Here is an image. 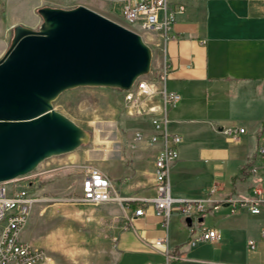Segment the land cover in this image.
I'll return each instance as SVG.
<instances>
[{"label": "crops", "instance_id": "1", "mask_svg": "<svg viewBox=\"0 0 264 264\" xmlns=\"http://www.w3.org/2000/svg\"><path fill=\"white\" fill-rule=\"evenodd\" d=\"M172 1L186 7L185 13L178 16L174 28L175 39L165 46L154 35L148 34L146 38V43L153 51V57H157L155 69L159 70L164 66L165 60L167 62L168 91L178 93L182 97L177 106L172 108L171 114L167 113L170 120L168 127L171 132L182 137L179 151L184 155L185 138H189L191 132L200 129V125H207V130L215 138L204 139L199 159L210 165L201 168L203 172L201 183L192 188L191 192L195 196L194 199L212 198L216 202L212 207L219 205L228 208L231 201L251 193L253 179L245 175L243 169L256 159L258 141L264 128V6L259 5V2L264 3V0ZM6 2L9 8L6 29L9 32L16 26L33 30L39 28L40 18L33 14L32 0ZM79 5L89 7L122 23L123 0H56L44 6L71 9ZM213 16L218 18L216 25L212 23ZM198 109L215 112H210L209 118L196 119L194 115ZM139 124L142 125L141 127L138 125L139 129L146 130L148 134L152 132L148 121H140ZM227 127L243 130L238 141L226 139L222 130ZM135 147L138 153L131 161L130 167H121V171H116L112 164H106L104 170L100 169L112 181L122 197L153 198L154 161L161 144L142 142L133 145V148ZM179 164H176V167ZM213 189L217 192L211 193ZM123 205L110 203L104 204L105 207L100 209L88 208L90 217L94 216L100 218L98 220L110 223L114 220L119 222L121 228L116 230L117 237L114 239L117 242L120 260L124 253H144L147 248L142 242V237H147V234L142 231L160 226V220L156 217L154 208L150 206L147 209V216L133 220L130 224L132 229L125 228L126 216H133L140 203H132L129 208L126 204ZM85 209L81 208V211ZM115 209H120L121 217L112 215ZM231 214L230 210H223L216 219L218 223L216 226H204V215L198 216L197 221L203 219L199 222L201 227L218 231L220 239L212 243L219 244L224 239L230 243L239 239L242 233L245 254L244 250L236 248V259L241 261V264H264V240L261 238V232L264 231V204L260 215L248 212ZM182 219L185 226L190 228L186 218ZM160 236L162 234L150 235L149 238L154 244L156 239L164 238ZM25 237L23 233L24 240ZM250 240L256 242L255 249L249 247ZM173 247L178 248L180 245L174 244ZM156 248L162 251L164 247ZM188 249L189 246L181 251L180 247L177 250L180 253L176 254L181 256L180 259H184L183 254Z\"/></svg>", "mask_w": 264, "mask_h": 264}, {"label": "rangeland", "instance_id": "2", "mask_svg": "<svg viewBox=\"0 0 264 264\" xmlns=\"http://www.w3.org/2000/svg\"><path fill=\"white\" fill-rule=\"evenodd\" d=\"M52 1L56 0H32L31 9L34 16H39L41 24L43 19L38 11ZM259 5L263 7L264 3L259 2ZM8 12L6 0H0V59L14 37V30L9 32L6 29ZM212 21L213 25H216L218 18L213 16ZM38 29L36 27L35 30ZM156 66L157 57H153L152 69L157 72ZM53 105L58 112L84 129L88 139L71 153L46 159L28 174L34 178L33 192L39 201L33 207L23 233L30 245L45 250L47 259L40 264H241V261L236 259L235 249L244 250L245 254L242 233L239 239L230 243L224 239L219 244L200 242L190 246L189 237H194L196 233H192L183 223L182 217H185L180 214L178 205L174 206L168 231L161 225L159 228H147L142 231L147 234V237H142L147 250L144 253H124L120 260L117 242L114 239L117 237L116 230L121 228L119 222L114 220L110 223L98 220L100 218L94 216L90 217L88 208L100 209L105 206L83 205L77 202V198L82 194L81 182L86 166L93 164L104 170L106 164H112L116 171H121V167H130L131 161L138 153V149L132 145L134 131L139 129L138 125L142 126L139 122L143 120L127 116L123 93L110 87L81 86L69 89L61 93ZM171 110L168 111L169 115ZM210 112L215 111L198 109L194 117L209 118ZM200 126V129L190 133L189 138H185V156L179 151L176 164L181 165L176 167L175 164L171 174L173 198L195 200L191 190L201 183L203 173L201 168L210 165L199 159V151L204 139L215 137L209 133L207 125ZM246 168L243 169L245 175ZM251 178L254 185L256 179L254 176ZM227 180L229 181V177ZM213 204H206V210L201 214L204 215L203 225L206 227L216 226L218 224L216 219L222 211L231 209L229 206L217 210L212 207ZM81 208L86 209L81 211ZM211 209L212 212L206 214ZM243 212L246 211L231 215ZM112 213L114 217L122 216L120 209H115ZM130 224L125 228L132 229ZM157 234H162L160 237H168L167 249L162 248V251L161 249L158 251L154 246L149 236ZM174 244H179L181 251L189 246L188 251L183 254L184 259H180L181 256L176 254L180 253L177 251L180 247H173ZM173 261L176 262L172 263Z\"/></svg>", "mask_w": 264, "mask_h": 264}, {"label": "water", "instance_id": "3", "mask_svg": "<svg viewBox=\"0 0 264 264\" xmlns=\"http://www.w3.org/2000/svg\"><path fill=\"white\" fill-rule=\"evenodd\" d=\"M38 13L39 29L16 26L0 59V182L84 144L85 130L54 108L61 93L81 86L127 91L152 70L143 37L101 13L84 5Z\"/></svg>", "mask_w": 264, "mask_h": 264}, {"label": "built area", "instance_id": "4", "mask_svg": "<svg viewBox=\"0 0 264 264\" xmlns=\"http://www.w3.org/2000/svg\"><path fill=\"white\" fill-rule=\"evenodd\" d=\"M123 1L120 24L140 34L145 42L148 34L156 36L165 46L175 39L174 28L178 16L186 11L184 4H174L172 0ZM163 52L165 53V47ZM168 74L165 60L163 68L157 70L156 76H143L131 89L121 91L127 116L148 121L152 129L149 134L144 129L135 130L133 145L142 142L161 144L154 161L155 196L142 199L122 197L106 174L100 168L91 165L85 167L81 182L82 194L77 198V202L91 206L126 204L128 208L132 203L139 202L140 205L134 210L133 216H126V226L135 219L147 216V209L152 206L160 225L165 230L169 229L174 206L178 205L182 216L191 217L195 221L190 227L191 232L196 233L190 238V246L200 242H215L220 239L218 231L201 227L197 221L198 216L206 210V204H213L215 201L212 198L187 200L172 196L171 174L179 159L182 137L169 130L170 120L167 113L177 106L182 97L178 93L168 91L166 86ZM159 75L161 80H158ZM242 132L241 128L236 127L222 130L229 141H238ZM246 172L248 176H254L256 182L251 187L249 195L229 203L230 211L234 214L244 210L252 215H260L264 204V128L258 141L256 159L248 165ZM34 184V178L28 175L0 182V264H40L47 259L45 250L33 247L23 239V231L31 211L39 201L33 192ZM215 192L216 189L211 191ZM218 207L220 206L213 208ZM261 238L264 240V231L261 232ZM248 245L251 249L256 248L254 240H250ZM154 246L167 249L168 238L156 239Z\"/></svg>", "mask_w": 264, "mask_h": 264}, {"label": "bare ground", "instance_id": "5", "mask_svg": "<svg viewBox=\"0 0 264 264\" xmlns=\"http://www.w3.org/2000/svg\"><path fill=\"white\" fill-rule=\"evenodd\" d=\"M87 139H88V134L85 131V134H84V136L82 138V141L84 142V144L87 142Z\"/></svg>", "mask_w": 264, "mask_h": 264}, {"label": "trees", "instance_id": "6", "mask_svg": "<svg viewBox=\"0 0 264 264\" xmlns=\"http://www.w3.org/2000/svg\"><path fill=\"white\" fill-rule=\"evenodd\" d=\"M156 74H157V72H156L155 70L152 69L150 75H156ZM158 80H161V75L158 76ZM173 262H174V261H173ZM173 262H172V263H173Z\"/></svg>", "mask_w": 264, "mask_h": 264}]
</instances>
